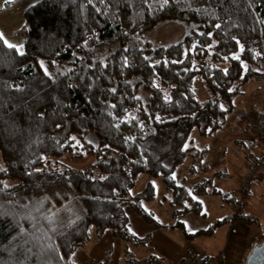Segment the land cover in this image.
Here are the masks:
<instances>
[{
	"label": "trees",
	"instance_id": "trees-1",
	"mask_svg": "<svg viewBox=\"0 0 264 264\" xmlns=\"http://www.w3.org/2000/svg\"><path fill=\"white\" fill-rule=\"evenodd\" d=\"M24 19L23 51L0 39V264H77L73 253L107 229L146 243L127 213L161 226L144 206L154 183L131 193L141 174L162 178L184 208L173 213H201L207 186L174 172L205 154L192 132H218L241 86L264 79V0H40ZM166 20L197 30L168 46L144 40ZM67 154L96 160L74 166Z\"/></svg>",
	"mask_w": 264,
	"mask_h": 264
},
{
	"label": "rangeland",
	"instance_id": "rangeland-1",
	"mask_svg": "<svg viewBox=\"0 0 264 264\" xmlns=\"http://www.w3.org/2000/svg\"><path fill=\"white\" fill-rule=\"evenodd\" d=\"M38 1L40 0H23L25 5H32ZM27 30L28 25L26 24L25 30L20 33L21 36H23ZM195 30H197V24L195 23L182 22L178 20H166L160 22L153 29L145 33L144 40L149 41L154 46H168L181 41L187 34L192 33ZM23 50L24 49H20V51ZM77 56L78 53L76 52L71 60H67L63 64L58 63V65L69 67ZM41 65L46 68V63L44 61L41 63ZM228 65L229 62L224 64L225 67ZM195 86L196 89H198L199 98L207 99L210 96L209 89L202 78L198 77L196 79ZM263 123L264 79L253 78L241 86L240 93H238L233 99L232 111L226 117L223 127L218 132L211 136L200 135L198 129H195L192 132V141L190 143L199 150L205 151V154H200V157L192 155L189 156L184 163L177 167L176 171L174 172V177L178 183L189 188H193L203 183L207 186V189L210 192L200 196V200L202 202L201 213H195L194 211H189L188 213H173L174 210H182L184 208L171 203L174 197L172 193H170L165 187L161 177H151L146 174L139 175L136 180L135 187L131 193L134 194L136 192H141L146 183L148 181H152L155 185V199L145 202V208L151 211L159 222L163 224H172L176 221H179L184 224L185 229L190 233L199 229H202V231H207L215 222L224 218L230 212H233L232 214L234 215L235 220L239 219L241 221L252 223L255 225V227H257L258 231V226L256 224L257 220L263 232L259 231L256 237L248 243L249 246L247 249L249 254L255 241L264 239V204H260V206H258L259 208H256L257 211H259L256 213L257 215H254L250 209H246L249 196L254 190L255 184L253 185L252 190L246 194L245 197L240 200V202H238L239 198L235 196H233V200L231 198L229 202H226L224 195L226 193L234 194L235 190L240 191L242 189L245 175L248 172L249 162L253 159V157L257 156H254L250 150V140L253 138V136L255 138L264 140V137L258 132V128L262 126ZM263 150L264 142L262 143L261 153ZM64 158L67 163L79 167H85L96 160V157L94 156H86L85 158L79 160L73 158L72 154H67V156ZM166 164L170 165L171 160H166ZM4 165L2 152L0 151V168H3ZM218 171L221 172L220 175L217 174ZM192 177H194V179ZM260 179H264V177L259 178L258 180ZM214 188H217L220 193H211ZM238 191L235 192V194H237ZM187 205L188 207H191L192 204L188 203ZM249 211L256 218H253L249 214H247L249 217H243L242 214H245L244 212L248 213ZM127 213L130 217L133 231L136 234L140 233L135 230L136 223L138 225L140 224V216L132 211L129 207L127 208ZM236 214L239 217H235ZM135 218L139 219L135 221ZM176 224L180 225L178 223ZM106 231L107 232L103 237L93 235L94 241H97V244L102 243L104 249H106V251H102V254L98 258L93 255V250L91 247H89L91 243H89L85 247L82 246L83 248L75 251V253L72 255V259L79 264H99L97 263L99 259L105 260L106 262L109 261L110 254H114L116 245L121 243H123L122 245L125 255L123 256V260L118 264H168L169 259L167 257H170L173 253L171 252V248L166 245V247H163V250L161 251L163 252L162 255H164L161 257L162 260L159 259L157 262L154 260L157 258H151V260H138L136 259L137 253L130 247L128 242L114 237L111 230L108 229ZM201 234H203V236H207V233L202 232ZM150 236L152 237L151 234ZM213 238L215 239L212 244L216 246L219 243L218 240L220 239V234ZM191 241L197 245V247L200 246L202 249L203 247H206L208 251H213L212 244H210L209 240L199 239L196 243L193 240ZM146 243L143 245L145 251L143 257L155 254L156 251H153V249H155L157 239H154V242L151 243V245H147ZM178 247L183 248V242H180ZM78 255L82 256L80 261L78 260ZM247 256L243 258L242 264H245ZM89 257H94L95 259L92 260L89 259ZM192 257V260L199 262L204 260L202 254L199 252L193 253ZM192 260H188V264H192ZM199 262H196L195 264H198ZM106 264L111 263L109 262ZM199 264H203V262Z\"/></svg>",
	"mask_w": 264,
	"mask_h": 264
},
{
	"label": "crops",
	"instance_id": "crops-1",
	"mask_svg": "<svg viewBox=\"0 0 264 264\" xmlns=\"http://www.w3.org/2000/svg\"><path fill=\"white\" fill-rule=\"evenodd\" d=\"M22 2L23 0H0V34H2L3 36L2 38L3 41L4 42L7 41L6 43L7 45L13 44L19 50L24 49L27 32H25L23 36H21L20 33L23 30H25L26 22L24 19V12L27 9V7L30 6V5H25V3ZM250 142H251L250 150L252 151V154L254 156L256 155L258 156L261 153L262 143L264 142V140H261L260 138H255L253 136ZM192 178L194 179V177ZM237 191L238 190H235V192ZM262 191L264 192V179L257 180V182L255 183L254 190L249 196V201L246 209L247 210L250 209V211H252L254 215H257L256 213L259 212L257 211L256 208L260 206V204H264L263 202L264 193ZM250 211L248 213L247 212L244 213L251 215L253 218H256L253 214L250 213ZM232 213L233 212H230L229 214L227 213L228 215L222 219L225 218H230V219L222 223L221 225L216 226L210 234H206L207 236H203V234L201 233H196L202 229L196 230L195 232H191V233L188 232L185 229L184 224L179 221H176L175 223L172 224H163L158 221L161 224V226H158L155 223L146 222L138 214L140 216V219L135 218V221L139 219L140 221L139 225L141 227L136 223L135 230L140 233L136 234L133 231L132 223L130 220L131 231L133 232V234H135L140 238L149 237L148 242L146 243L147 245H151V243L154 242V239H157V244L155 246V249H153V251L156 252L155 254H151L150 256L143 257V255L145 254L143 245H145V243L143 244H133L131 242L128 243L130 247L137 253L136 259L138 260L150 259L152 257L157 258L154 259L155 262H157L159 259L162 260L161 257L164 255H162L163 252L161 251L163 250V247L165 248L167 245L169 248H171V252H173L170 257H167L169 259L168 264H188L189 262L188 260H192L193 253L195 252H199L200 254H202V257L204 258L203 261L202 260L200 262L197 261L199 263L203 262V264H242L243 258H245L248 254V249H247L249 246L248 243L251 242L256 237L259 231L263 232V230L260 227L257 220H256V224L258 226V231H257V227H255V225L252 223L241 221L239 219L235 220L234 215ZM176 223L178 224L181 223L182 225L181 224L177 225ZM106 232L107 231L105 230L100 237H103ZM150 234L152 235V237L150 236ZM218 234H220V239L218 240L219 243L216 246H214L212 242L214 241L215 238L213 237H216ZM199 239L209 240L210 244H212L213 251H208L206 247H203V249L200 246L197 247V245H195L191 241L193 240L196 243ZM180 242H183V248L178 247ZM89 243H91L89 247H91V249L93 250V255L96 258H98L102 254V251H106V249H104L103 247V244L102 243L97 244V241H94V239L89 241L87 244ZM87 244H85L83 247H85ZM122 244L123 243L116 245V250L113 255L110 254L109 261L105 262V260L99 259L97 263L99 264H106L109 262L111 264L120 263L123 260V256L125 255V251ZM81 258L82 256L78 255L79 261ZM89 259L94 260L95 258L89 257ZM73 261L76 262L75 260Z\"/></svg>",
	"mask_w": 264,
	"mask_h": 264
},
{
	"label": "built area",
	"instance_id": "built-area-1",
	"mask_svg": "<svg viewBox=\"0 0 264 264\" xmlns=\"http://www.w3.org/2000/svg\"><path fill=\"white\" fill-rule=\"evenodd\" d=\"M258 132L261 136L264 137V123L262 124V126L258 128ZM263 177H264V150L260 155L253 157V159L249 162L248 172L245 175L242 189L238 191L237 194H234L235 197L239 198L238 202H240V200H242L245 197V195L252 190L255 182L259 178H263ZM196 262H197L196 260H192V264H195Z\"/></svg>",
	"mask_w": 264,
	"mask_h": 264
},
{
	"label": "water",
	"instance_id": "water-1",
	"mask_svg": "<svg viewBox=\"0 0 264 264\" xmlns=\"http://www.w3.org/2000/svg\"><path fill=\"white\" fill-rule=\"evenodd\" d=\"M245 264H264V241L253 246Z\"/></svg>",
	"mask_w": 264,
	"mask_h": 264
},
{
	"label": "snow or ice",
	"instance_id": "snow-or-ice-1",
	"mask_svg": "<svg viewBox=\"0 0 264 264\" xmlns=\"http://www.w3.org/2000/svg\"><path fill=\"white\" fill-rule=\"evenodd\" d=\"M165 3H167V0H165ZM216 27L219 28L220 25L217 24ZM2 38H3V36H2V34H0V39H2ZM5 43H7V41H5ZM8 46H9V47H12V48L15 47V45H13V44H9ZM241 48H243V46H241ZM21 55H23V53H21ZM236 59H239V57H236ZM225 71H227V70L225 69ZM0 209H2V205H0ZM3 214H4V213H3L2 211H0V215H3Z\"/></svg>",
	"mask_w": 264,
	"mask_h": 264
}]
</instances>
